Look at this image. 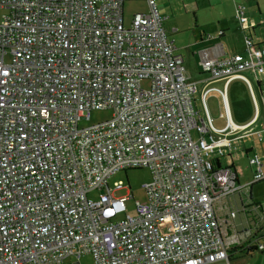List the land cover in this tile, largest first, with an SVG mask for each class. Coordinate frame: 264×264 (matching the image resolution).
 I'll use <instances>...</instances> for the list:
<instances>
[{
    "label": "built area",
    "instance_id": "1",
    "mask_svg": "<svg viewBox=\"0 0 264 264\" xmlns=\"http://www.w3.org/2000/svg\"><path fill=\"white\" fill-rule=\"evenodd\" d=\"M126 1L0 0V264L83 254L96 264H232L228 251L263 236L257 226L236 230L237 211L223 200L264 181L261 155L250 156L245 185L216 164L232 141L197 108L157 0L129 25ZM245 42L246 54L206 56L203 71L264 73V45ZM98 109L113 114L80 125ZM142 167L153 174L147 199L117 219L134 196H115L124 183L108 180ZM243 210L264 218L261 204Z\"/></svg>",
    "mask_w": 264,
    "mask_h": 264
},
{
    "label": "crops",
    "instance_id": "2",
    "mask_svg": "<svg viewBox=\"0 0 264 264\" xmlns=\"http://www.w3.org/2000/svg\"><path fill=\"white\" fill-rule=\"evenodd\" d=\"M216 4H226L228 3L231 7L233 5L235 9V19L239 24V30L244 36V47L241 51H232L227 48L224 42H217L209 48L202 49L198 52L199 56L194 60L190 56V53L183 49L180 52V48L176 45V52L183 56L184 62H187L186 67V78L189 82H195L197 84L198 92L195 96V103L199 109L201 115L206 116L207 112L212 116L214 120L215 127L219 130L216 133L217 136H225L228 140L232 141V148L227 149L228 152L224 156H220V166L231 167L235 170L238 175V183L245 185L252 183L254 180L255 167L250 165V156L253 153H259L263 161L264 170V73L258 75L253 70L240 71L230 77L225 78H211L208 74L201 68L202 61L206 56H228L237 53H247L246 38L247 36L252 37L253 42L257 45H264V0H214ZM160 13L165 18L164 24L167 20L172 18L177 19L172 11L169 12L168 3L169 0H157ZM245 5V14L248 18L249 27L246 28L237 17V7L236 4ZM148 7V5H147ZM172 12V13H171ZM232 20V16L229 14L228 20ZM176 20L172 21L175 22ZM163 24V26H164ZM254 24V25H253ZM254 27L253 29H251ZM229 27L226 25L222 27L219 31L218 37H212V39L222 38L227 35V30ZM178 29L172 28L169 33L175 34ZM204 32L201 33V41H208L203 38ZM197 55V54H196ZM185 65V64H184ZM238 85H246L249 89L251 97L249 98V118L244 119V115L240 113V104L236 98V92ZM240 108V109H239ZM254 113L252 114V112ZM215 117V118H214ZM224 120V124L218 126L215 121ZM238 120V121H237ZM226 156V157H225ZM224 158L227 159L226 163ZM240 159L248 162L239 163ZM247 159V160H245ZM244 164L242 174H244V179L240 177L241 165ZM249 172V173H248ZM264 183V181H256L248 187H243L239 192L228 195L224 198V207L227 209L237 211L235 217V229L242 231L251 226H257L261 230V235H264V218L261 212L254 211L252 214L249 211L243 210L244 206L250 207L251 204L258 203L262 205L264 209L263 195L258 199H254L256 189L258 186L255 184ZM258 192V191H257ZM249 193V199L244 200L243 196ZM235 203L240 205L238 209L233 208L231 205ZM226 209V208H225ZM226 210H219L221 214H224Z\"/></svg>",
    "mask_w": 264,
    "mask_h": 264
},
{
    "label": "rangeland",
    "instance_id": "3",
    "mask_svg": "<svg viewBox=\"0 0 264 264\" xmlns=\"http://www.w3.org/2000/svg\"><path fill=\"white\" fill-rule=\"evenodd\" d=\"M169 12L172 11L177 15V19L172 18L167 20L164 24L165 29L169 33L172 28L178 29L177 33L170 34V37L174 38L177 41V46L180 48V52H183L185 49L190 53L192 58L197 59L199 54L198 52L202 49L209 48L216 44L217 42H224L225 46L230 50L236 52L243 50L244 47V36L239 30V24L235 19V9L226 3V4H216L214 0H169L168 3ZM124 15H125V24L129 25L130 21L133 18V15L138 11L146 12L148 10L147 3L145 0H128L124 5ZM171 12V13H172ZM6 13L4 9L0 8V19ZM229 14L232 16V20H228ZM176 20L175 22H172ZM228 26L227 35L214 39L219 36V31L222 27ZM204 32L208 35H212L214 38L209 39L208 41L202 42L201 33ZM244 52V50H243ZM197 54V55H196ZM183 55V54H182ZM187 67V62H184ZM202 68V67H201ZM143 86L148 87L149 82L144 81ZM196 92V91H195ZM198 92L195 93V96ZM236 98L240 104V113L245 116L244 119L249 118V98L251 97L249 89L246 85H238ZM252 107V106H251ZM250 107V108H251ZM252 110V108H251ZM252 112V111H251ZM254 111L252 112V114ZM91 116L89 119L82 118L80 120L81 126H88L95 124L97 122L103 121L111 118L113 114L112 109H98L93 110L90 113ZM215 118V117H214ZM216 119V118H215ZM214 119V120H215ZM238 121V120H237ZM215 124L221 126L224 124V120L215 121ZM193 136L196 138L198 136L197 132L192 131ZM226 157V156H225ZM247 160V159H245ZM227 159L224 158L226 163ZM239 163H246L249 166L248 162L244 159H240ZM244 164L241 165V170L239 172L240 177L244 179V174L242 170ZM249 173V172H248ZM152 171L148 167L142 168H130L127 170L117 171L109 181V184L112 188H115V183L117 181H122L124 183V188L121 190H116L114 192L115 196H125L132 194L134 197L129 198L127 201L128 212L120 214L117 219H122L132 212L135 208L136 201H145L147 199L146 191L143 187L145 182H149L152 179ZM259 185L258 190L256 189V194L254 199H258L261 195L264 197V183L255 184ZM258 191V192H257ZM96 192L91 193V197H97ZM244 200L249 199V193H246V196H243ZM264 202V200H262ZM233 208L238 209L240 205L235 203L231 204ZM94 257L91 254H83L80 258L70 256L65 258L63 262L55 264H96ZM232 264H264V252L255 251L251 254H246L244 252L236 253L232 258Z\"/></svg>",
    "mask_w": 264,
    "mask_h": 264
},
{
    "label": "trees",
    "instance_id": "4",
    "mask_svg": "<svg viewBox=\"0 0 264 264\" xmlns=\"http://www.w3.org/2000/svg\"><path fill=\"white\" fill-rule=\"evenodd\" d=\"M146 1V0H145ZM126 3V2H125ZM147 3V2H146ZM157 4H158V2H157ZM239 4V3H238ZM241 4V3H240ZM244 4V3H243ZM242 4V5H243ZM125 5V4H124ZM158 8H159V5H158ZM160 10V9H159ZM141 12H144V11H141ZM125 16V15H124ZM254 27H252L251 29H253ZM170 35V34H169ZM216 164L217 165H220V161H219V159H217L216 160ZM250 186V185H249ZM248 187V186H247ZM255 204V203H254ZM260 234H261V232H260ZM259 234V235H260ZM259 239H257V240H259V241H257L256 243H255V245H250V246H247V244H246V247H244V249L243 248H241L240 246H238V245H236V246H234V248L233 249H231L230 251H228V252H230V258H231V260H232V258H233V256L236 254V253H239V252H244V253H246V254H251L252 252H255V251H259V247H258V245H259V242L260 241H262V240H264V235L263 236H257ZM260 251H262V252H264V250H260ZM259 251V252H260Z\"/></svg>",
    "mask_w": 264,
    "mask_h": 264
},
{
    "label": "water",
    "instance_id": "5",
    "mask_svg": "<svg viewBox=\"0 0 264 264\" xmlns=\"http://www.w3.org/2000/svg\"><path fill=\"white\" fill-rule=\"evenodd\" d=\"M237 5V4H236ZM245 6V5H244ZM212 35H208V34H204L203 38H205L206 40L212 39ZM250 37V36H249ZM252 39V37H250ZM253 40V39H252ZM257 45V44H256Z\"/></svg>",
    "mask_w": 264,
    "mask_h": 264
}]
</instances>
